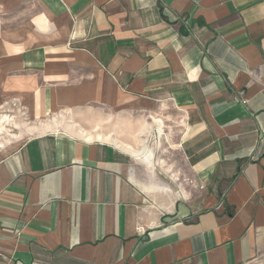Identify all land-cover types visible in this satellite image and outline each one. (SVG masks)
<instances>
[{"label": "crops", "instance_id": "obj_1", "mask_svg": "<svg viewBox=\"0 0 264 264\" xmlns=\"http://www.w3.org/2000/svg\"><path fill=\"white\" fill-rule=\"evenodd\" d=\"M0 113V264H264V0H0Z\"/></svg>", "mask_w": 264, "mask_h": 264}, {"label": "rangeland", "instance_id": "obj_2", "mask_svg": "<svg viewBox=\"0 0 264 264\" xmlns=\"http://www.w3.org/2000/svg\"><path fill=\"white\" fill-rule=\"evenodd\" d=\"M10 114L11 113L7 114V130H0V154L7 153L10 150L16 148L33 132L27 128L26 122H28V119L25 114L23 116L17 114L20 116L19 118L23 120L24 127L19 124L18 126H15L12 118L9 117L11 116ZM149 116L150 115H147L146 117L143 115L139 117L138 115L134 116L127 114L112 115L111 113H108L104 110L96 109L92 111V113L87 114V117L93 120L91 123H96L97 121L100 126L98 130L89 129V132H95L93 134L96 136L101 134L102 138H107L109 141L117 143L118 145L135 144V148L142 150L144 149V144L149 145L160 136L158 135L157 125L153 122L157 120L158 124H163L166 133L172 134L174 137L175 129L174 126H171V124L175 121L172 119V117L164 114H158L154 116V120H150ZM169 128H173L174 130ZM75 130L76 132L80 131L78 128ZM160 137L164 146L166 142V136L164 135ZM163 146L162 148H164ZM155 153L159 154L160 148Z\"/></svg>", "mask_w": 264, "mask_h": 264}, {"label": "bare ground", "instance_id": "obj_3", "mask_svg": "<svg viewBox=\"0 0 264 264\" xmlns=\"http://www.w3.org/2000/svg\"><path fill=\"white\" fill-rule=\"evenodd\" d=\"M5 119H6V117H5ZM8 121H9V119H8ZM3 123H4V122H3ZM6 123H7V122H6ZM158 131H159L158 133H162V130H161L160 128L158 129ZM99 137H100V135H99ZM89 139H92L91 136L89 137ZM143 153H145V154H146V153H150V150H149V149L143 150L141 154H143Z\"/></svg>", "mask_w": 264, "mask_h": 264}]
</instances>
